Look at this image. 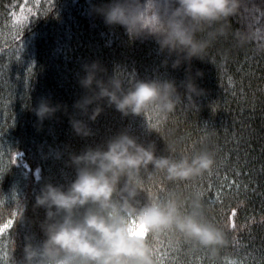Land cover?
Wrapping results in <instances>:
<instances>
[{
  "label": "trees",
  "instance_id": "trees-1",
  "mask_svg": "<svg viewBox=\"0 0 264 264\" xmlns=\"http://www.w3.org/2000/svg\"><path fill=\"white\" fill-rule=\"evenodd\" d=\"M104 2L0 0V224L11 221L0 233V264H21L26 238H43L38 225L45 212L33 207L35 196L45 182L74 178L68 153L120 131L155 142L158 153L175 142L180 151L207 145L215 154L210 174L179 184L160 175L147 189L157 196L199 189L209 219L225 227L228 245L212 258L164 234L153 241L158 264H231L233 258L238 264H264V52L255 43L233 50L226 60L213 49V64L194 59L193 72H203L197 83L204 94L193 97L195 103L185 97L155 128L151 114L124 117L107 106L89 122L94 135L87 138L73 133L63 112L38 123L33 109L42 98L73 111L84 94L78 79L85 63L99 61L109 75L118 70L125 78L171 79L177 85L184 80L185 66L172 69L171 59L163 66L166 54L153 38H130L124 27L106 25L94 14L93 5ZM251 4L260 9L257 27H264V0ZM246 16L234 18L233 27H242ZM233 209L234 230L226 223Z\"/></svg>",
  "mask_w": 264,
  "mask_h": 264
},
{
  "label": "clouds",
  "instance_id": "clouds-1",
  "mask_svg": "<svg viewBox=\"0 0 264 264\" xmlns=\"http://www.w3.org/2000/svg\"><path fill=\"white\" fill-rule=\"evenodd\" d=\"M92 11L106 25L124 27L130 38H153L166 54L162 65L171 59L172 69L185 66V78L179 85L171 79L125 78L118 70L109 75L99 61L85 63L78 79L84 94L71 113L67 105L47 98L33 109L40 125L63 112L82 138L94 135L89 122L105 106L124 117L151 114L157 125L185 97L195 103L192 98L205 90L197 83L203 72H193L192 61L212 63L213 49L225 60L253 43L264 52V27H257L260 9L250 0H107ZM245 13L243 26L234 28L232 20ZM67 163L74 178L66 184L45 182L35 196L33 207L45 212L38 225L43 238H26L21 264H158L153 241L164 234H174L212 258L228 245L225 227L209 219L199 189L163 196L147 189L160 175L179 184L210 174L215 154L207 145L184 152L169 142L158 153L155 142L143 143L120 131L94 147L69 152Z\"/></svg>",
  "mask_w": 264,
  "mask_h": 264
},
{
  "label": "snow or ice",
  "instance_id": "snow-or-ice-1",
  "mask_svg": "<svg viewBox=\"0 0 264 264\" xmlns=\"http://www.w3.org/2000/svg\"><path fill=\"white\" fill-rule=\"evenodd\" d=\"M152 127H156V125H152ZM236 216V210H232V214L227 218L226 223L234 230L236 228V223L234 217ZM11 226V221L8 223L0 224V233H3L4 230L8 229Z\"/></svg>",
  "mask_w": 264,
  "mask_h": 264
}]
</instances>
